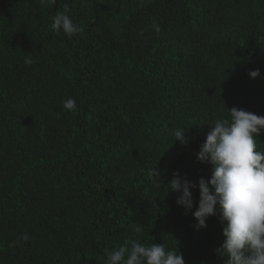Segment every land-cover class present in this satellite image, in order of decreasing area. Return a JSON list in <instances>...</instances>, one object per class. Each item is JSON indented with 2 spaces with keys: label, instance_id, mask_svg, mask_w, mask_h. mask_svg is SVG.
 <instances>
[{
  "label": "trees",
  "instance_id": "obj_1",
  "mask_svg": "<svg viewBox=\"0 0 264 264\" xmlns=\"http://www.w3.org/2000/svg\"><path fill=\"white\" fill-rule=\"evenodd\" d=\"M65 5L83 34L51 29ZM232 107L264 116V0H0V264H105L132 240L225 264L219 211L199 230L192 212L196 154Z\"/></svg>",
  "mask_w": 264,
  "mask_h": 264
},
{
  "label": "clouds",
  "instance_id": "obj_2",
  "mask_svg": "<svg viewBox=\"0 0 264 264\" xmlns=\"http://www.w3.org/2000/svg\"><path fill=\"white\" fill-rule=\"evenodd\" d=\"M41 5H55L56 0H40ZM65 5L64 11L50 17L51 29L67 37L83 34L84 27L73 21ZM159 33L160 26L153 24ZM31 59H25L30 65ZM250 78L260 75V70H250ZM63 108L73 113L77 110L74 98L63 101ZM230 119L216 120L212 124L205 141L200 145L197 159L211 165V175L198 182L199 201L192 212L196 220L194 227L199 230L206 227L209 216L219 211L222 224L223 243L217 249L226 256L225 264H264V151L258 150L256 137L264 131V116L257 115L237 107L228 108ZM186 129L174 132L175 141L186 144ZM174 141V142H175ZM168 181L167 192L180 193L176 203L183 206L187 214L193 208L191 189L197 184L181 178L179 172ZM149 179L160 177L157 168L150 169ZM134 232H140L139 226H133ZM20 239L28 241L25 233ZM105 264H185L178 250L166 249L163 243L150 246L132 240L130 247L125 242L118 248L104 249Z\"/></svg>",
  "mask_w": 264,
  "mask_h": 264
}]
</instances>
